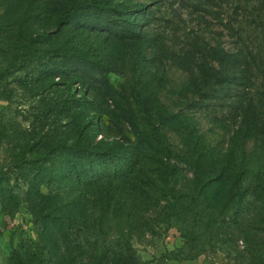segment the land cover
I'll return each instance as SVG.
<instances>
[{
  "label": "rangeland",
  "instance_id": "obj_1",
  "mask_svg": "<svg viewBox=\"0 0 264 264\" xmlns=\"http://www.w3.org/2000/svg\"><path fill=\"white\" fill-rule=\"evenodd\" d=\"M8 194L0 264H264V0H0Z\"/></svg>",
  "mask_w": 264,
  "mask_h": 264
},
{
  "label": "trees",
  "instance_id": "obj_2",
  "mask_svg": "<svg viewBox=\"0 0 264 264\" xmlns=\"http://www.w3.org/2000/svg\"><path fill=\"white\" fill-rule=\"evenodd\" d=\"M129 151H127V154ZM106 155V152L104 153ZM108 156L100 157L97 154L91 153V151H87L85 149V157L79 158L80 166L82 163H86L87 165H82L85 169H83V172L78 171V167L76 169H72L71 175L76 176L77 179L82 180L86 185H92L96 183H106L108 184L111 179H117L120 175L123 173H120V169L124 168L125 172H128V166L127 162L120 166L117 164V160L115 161L114 156L112 154H107ZM96 160H99V163H95ZM83 177L85 180H83ZM4 194V193H3ZM171 194V193H170ZM9 199H12V195L8 194L1 195L0 202L6 203ZM176 198L173 203V208L176 209ZM46 207H43L42 210L39 211L38 218H40L42 226L48 227L50 224L52 225V218H55L54 213H51L52 210L56 211V208L45 205Z\"/></svg>",
  "mask_w": 264,
  "mask_h": 264
}]
</instances>
